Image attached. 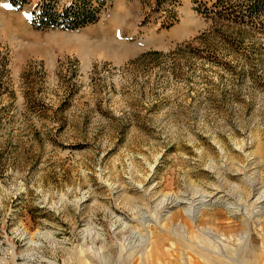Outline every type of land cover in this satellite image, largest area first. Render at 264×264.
<instances>
[{
  "label": "rangeland",
  "instance_id": "1",
  "mask_svg": "<svg viewBox=\"0 0 264 264\" xmlns=\"http://www.w3.org/2000/svg\"><path fill=\"white\" fill-rule=\"evenodd\" d=\"M22 1L0 0V264H208L205 229L264 264V0H106L76 29L31 12L79 0Z\"/></svg>",
  "mask_w": 264,
  "mask_h": 264
},
{
  "label": "trees",
  "instance_id": "2",
  "mask_svg": "<svg viewBox=\"0 0 264 264\" xmlns=\"http://www.w3.org/2000/svg\"><path fill=\"white\" fill-rule=\"evenodd\" d=\"M205 1V0H203ZM225 0H217L215 5L224 3ZM96 6H91L87 0H79V4L73 8L66 9L61 13L55 11L52 5H45L38 10L31 12V20L39 29H47L51 27L64 26L65 28L76 29L84 27L87 24L98 21L99 12L103 8L106 0H96ZM29 3V0L21 2ZM216 15H220L217 10L212 11ZM63 19V21H61ZM155 55L158 53H154Z\"/></svg>",
  "mask_w": 264,
  "mask_h": 264
},
{
  "label": "bare ground",
  "instance_id": "3",
  "mask_svg": "<svg viewBox=\"0 0 264 264\" xmlns=\"http://www.w3.org/2000/svg\"><path fill=\"white\" fill-rule=\"evenodd\" d=\"M176 202V199H173ZM202 203H200L194 211H190V210H186L187 214L192 218V220L194 222H196L201 213V209L204 207V205H201ZM211 205V204H208ZM205 235L207 236V242L213 246V244L215 245L216 248H211V247H207L206 249L209 250V254L208 255H204L203 259H205L208 264H234L236 261H234V259H232L229 254L227 253H223V251L221 252V248L220 245L222 243L223 238L220 237V235H215L213 233V231H211L210 229H205L203 230ZM245 240L248 242L249 241V235L245 236ZM148 241V240H145ZM147 243V242H145ZM224 244V243H222ZM201 245V244H200ZM225 245V244H224ZM205 248V247H203ZM220 248V249H219ZM179 255V254H178ZM178 259L181 261L182 264H191V256L190 255H184L181 257L178 256H173V263L177 264ZM202 259V257H201ZM179 261V262H180ZM194 261V260H193ZM202 261V260H201ZM178 262V263H179ZM195 262V261H194ZM180 263V264H181ZM198 264V263H197Z\"/></svg>",
  "mask_w": 264,
  "mask_h": 264
},
{
  "label": "snow or ice",
  "instance_id": "4",
  "mask_svg": "<svg viewBox=\"0 0 264 264\" xmlns=\"http://www.w3.org/2000/svg\"><path fill=\"white\" fill-rule=\"evenodd\" d=\"M5 7H9V5H5Z\"/></svg>",
  "mask_w": 264,
  "mask_h": 264
},
{
  "label": "water",
  "instance_id": "5",
  "mask_svg": "<svg viewBox=\"0 0 264 264\" xmlns=\"http://www.w3.org/2000/svg\"><path fill=\"white\" fill-rule=\"evenodd\" d=\"M176 202H178V201L176 200Z\"/></svg>",
  "mask_w": 264,
  "mask_h": 264
}]
</instances>
